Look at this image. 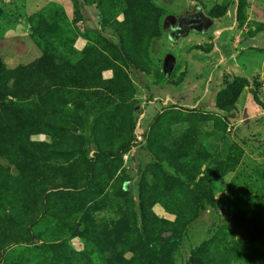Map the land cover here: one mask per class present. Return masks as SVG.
Returning a JSON list of instances; mask_svg holds the SVG:
<instances>
[{
  "label": "rangeland",
  "instance_id": "obj_1",
  "mask_svg": "<svg viewBox=\"0 0 264 264\" xmlns=\"http://www.w3.org/2000/svg\"><path fill=\"white\" fill-rule=\"evenodd\" d=\"M152 2L164 10L160 35L137 45L136 64H132L122 58L120 41L103 22L98 0L93 4L82 0H0V59L7 68L29 65L42 55L33 30L57 33L64 29L65 38L55 41L58 55L71 51V59L78 57L83 62L87 50L98 59L105 57L112 67L102 72L103 78L111 79L114 69L123 72L118 73L122 80L118 84H123L118 95L126 101L137 136L129 150L114 158L107 189L90 203L96 210L97 228H89L86 244L73 234L66 235L64 243L53 242L52 230L47 227L42 241L13 246L14 252L0 264H110L111 258L118 264H134V252L120 242L127 226L126 207L115 191L122 186L126 199L132 201L140 230L139 189L148 192L158 185L155 191L162 194V201L150 197L146 202L153 201L152 211L161 219L180 226L182 218L191 217L193 184L147 148V128L160 113L170 110L203 117L195 126L200 138L193 151V157L205 161L202 171L213 173L217 161L240 158L229 166L231 171L225 173L224 167L222 177L203 184L212 191L214 208L207 206L199 212L180 234H162L155 247L175 243L173 264H188L194 252L202 257L199 261L196 254L200 264H264V0H245L242 25L236 19L238 0ZM224 5V16H209ZM197 15L208 23L203 30L188 26ZM123 18L121 11L117 20ZM236 76L246 78L248 86L234 109H218L217 92ZM249 88L261 105L253 100ZM171 127L180 136L183 126ZM29 137L45 139L44 134L30 133ZM85 149L91 154L93 147ZM0 163L6 165L3 159ZM9 207L8 202L2 203L0 215H7ZM246 210L256 214L262 231L257 238L232 220L233 215ZM137 258L143 259L139 252Z\"/></svg>",
  "mask_w": 264,
  "mask_h": 264
},
{
  "label": "trees",
  "instance_id": "obj_2",
  "mask_svg": "<svg viewBox=\"0 0 264 264\" xmlns=\"http://www.w3.org/2000/svg\"><path fill=\"white\" fill-rule=\"evenodd\" d=\"M82 2L93 4V0ZM97 6L103 22L111 26L120 41L122 58L136 64L137 45L148 44L160 35L164 10L152 0H98ZM244 7L245 0H238L239 25L246 19ZM226 10L224 5L209 16L222 17ZM121 11L124 18L119 21ZM65 36L61 28L57 33L33 30V40L42 52L35 62L9 69L0 59V159L6 162L0 163V206L5 201L10 205L8 214L0 215V263L14 252L13 246L42 241L47 227L52 230L53 242L64 243L65 236L73 234L86 244L91 236L85 235L89 228H97L96 210L90 203L107 189L114 158L137 141L134 120L125 99L118 95L123 85L118 84L122 81L118 73L123 72L114 69L111 79L103 78L102 72L112 67L105 57L98 59L87 50L83 62L78 57L71 59V51L58 55L55 41ZM246 86L248 80L239 76L225 82L217 92L216 107L223 111L234 109ZM249 91L261 105L254 90ZM201 119L180 110L163 111L149 125L146 136L148 151L193 184L191 217L182 218L180 226L161 219L152 211L153 201L146 202L150 197L162 201V194L155 191L158 185L147 190L149 193L139 189L140 230L132 201L126 199L127 191L123 186L115 191L126 207L127 226L120 242L134 252V264H173L176 244L164 243L157 249L154 242L164 233L180 234L199 212L207 206L214 208L212 191L203 184L219 179L222 168L226 167L227 173L231 171L229 166L239 161V155L229 156L226 161L214 160L213 173L202 171L205 161L193 157L200 138L195 126ZM174 124L183 126L180 136L173 131ZM30 133L44 134L45 139L31 140ZM86 147H93L91 154ZM232 220L250 237L262 234L251 210L238 212ZM138 252L142 260L137 258ZM197 253L188 264H200L202 257ZM117 256L123 261L121 252ZM110 261L119 263L113 258Z\"/></svg>",
  "mask_w": 264,
  "mask_h": 264
},
{
  "label": "water",
  "instance_id": "obj_3",
  "mask_svg": "<svg viewBox=\"0 0 264 264\" xmlns=\"http://www.w3.org/2000/svg\"><path fill=\"white\" fill-rule=\"evenodd\" d=\"M190 24V23H189ZM188 24V26L190 27V28H194V29H198V30H203L204 28H206L208 25V23L207 24H205V20H202L201 22H198V23H196V24H191V25H189ZM187 31L188 30H186V32L185 33H187ZM185 33L183 34V35H185Z\"/></svg>",
  "mask_w": 264,
  "mask_h": 264
},
{
  "label": "flooded vegetation",
  "instance_id": "obj_4",
  "mask_svg": "<svg viewBox=\"0 0 264 264\" xmlns=\"http://www.w3.org/2000/svg\"><path fill=\"white\" fill-rule=\"evenodd\" d=\"M197 16H199V17H194L193 18V20L192 21H190V24L189 25H191V24H196V23H198V22H201L202 20H205L204 19V17L202 18V16H200V15H197ZM206 21V20H205Z\"/></svg>",
  "mask_w": 264,
  "mask_h": 264
},
{
  "label": "crops",
  "instance_id": "obj_5",
  "mask_svg": "<svg viewBox=\"0 0 264 264\" xmlns=\"http://www.w3.org/2000/svg\"><path fill=\"white\" fill-rule=\"evenodd\" d=\"M147 130H148V128H147ZM147 132V131H146Z\"/></svg>",
  "mask_w": 264,
  "mask_h": 264
}]
</instances>
